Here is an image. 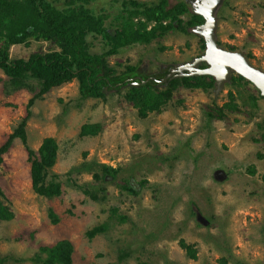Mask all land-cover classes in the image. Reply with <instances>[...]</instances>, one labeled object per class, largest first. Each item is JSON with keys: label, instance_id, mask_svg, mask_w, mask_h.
I'll use <instances>...</instances> for the list:
<instances>
[{"label": "rangeland", "instance_id": "obj_1", "mask_svg": "<svg viewBox=\"0 0 264 264\" xmlns=\"http://www.w3.org/2000/svg\"><path fill=\"white\" fill-rule=\"evenodd\" d=\"M130 1L90 0L86 6L114 31L135 9ZM189 8L180 16L184 22L194 12ZM216 17L219 45L243 53L264 71V0H223ZM201 38L193 28L184 32L174 24L150 42L124 45L106 59L117 72L137 65L162 79L171 68L204 54ZM87 42L92 53L110 49L96 33ZM54 49L59 47L50 41L31 38L12 45L9 53L12 59H28ZM236 75L218 94L215 88L178 85L160 111L142 117L126 99V88L105 99H83L76 79L29 108L38 83L30 82L35 91L14 87L0 70V147L31 110L26 142L14 139L0 162V198L14 213L0 220V264H34L41 245L63 239L74 245L73 264H111L122 254L120 264H264V97L253 83H232ZM85 124L101 129L84 135ZM47 137L59 146L51 174L60 175L64 193L55 198L37 194L31 182L27 146L38 150ZM85 161L115 169L114 178L99 183L105 188L99 190L105 195L100 201L75 186L94 183L92 173L73 171ZM101 224L105 230L90 239L87 231ZM182 241L193 246L196 258Z\"/></svg>", "mask_w": 264, "mask_h": 264}, {"label": "trees", "instance_id": "obj_2", "mask_svg": "<svg viewBox=\"0 0 264 264\" xmlns=\"http://www.w3.org/2000/svg\"><path fill=\"white\" fill-rule=\"evenodd\" d=\"M89 1L65 0L63 7H59L51 0H0V70L14 87H29L35 91L30 82L38 83L39 91L30 99L29 108L36 99L54 87L75 79L79 82V92L83 99L90 97L105 99L110 91H121L126 88V99L139 109L142 117L151 111H160L172 98L173 91L178 85L203 88L206 91L216 87L214 77L208 75L178 77L160 86L158 81L151 78L154 76L158 79L159 76L142 73L137 65H129L126 70L117 72L106 59V56L117 53L124 45L132 42H150L158 33L172 29L174 24L184 32L202 24L204 18L195 12H192L187 22L180 17L191 11L186 0H180L173 6H169L168 0L154 3L132 0L130 4L135 9L123 15L122 27L114 31L104 27V16H96L87 8L86 4ZM151 23H154V26L148 29ZM90 33L103 36L110 49L104 54L92 53L87 42ZM31 38L50 41L59 49L33 53L28 59H12L9 53L11 46L27 43ZM201 39L202 48L205 49V40ZM201 67L205 68L207 64L203 63ZM3 81L4 79L0 77V83ZM238 81L251 83L240 75L232 77V83ZM230 95L233 96V92H230ZM230 105L226 103L225 107ZM217 110L222 111L216 109V112ZM30 116L31 110L28 109L17 129L0 147V162L11 148L14 139L21 138L26 142V126ZM100 129V124H85L82 127V134H95ZM262 136L264 139V129ZM58 149V143L53 137L45 138L38 150L27 146L31 162L32 187L37 194L47 198L60 197L64 193L60 175L51 174V169L57 162ZM73 171L92 173L94 183L75 186L95 201L105 198V195H99V190L105 191L99 183L106 180V177L114 178L115 173L113 167L87 161ZM125 188L133 190L131 186ZM49 216L52 222H59V216L54 209H50ZM13 217L14 213L0 198V220H10ZM105 227V224L96 225L87 231V236L92 239L102 233ZM181 243L189 255L196 258L193 246L184 241ZM73 251V243L63 239L53 245H41L31 260L34 264H73ZM122 255L111 264H120Z\"/></svg>", "mask_w": 264, "mask_h": 264}, {"label": "water", "instance_id": "obj_3", "mask_svg": "<svg viewBox=\"0 0 264 264\" xmlns=\"http://www.w3.org/2000/svg\"><path fill=\"white\" fill-rule=\"evenodd\" d=\"M222 2L223 0H197L192 4L194 12L204 18L202 24L193 28V31L205 40L204 54L192 62L171 68L161 81L154 76L151 77L152 79L168 84L169 81L178 77L208 75L214 77L215 93L218 94L224 89L225 83L229 81L232 74L236 73L253 83L264 97V71L253 66L243 53L226 50L218 43L216 12ZM203 63H206L207 67L202 68Z\"/></svg>", "mask_w": 264, "mask_h": 264}, {"label": "flooded vegetation", "instance_id": "obj_4", "mask_svg": "<svg viewBox=\"0 0 264 264\" xmlns=\"http://www.w3.org/2000/svg\"><path fill=\"white\" fill-rule=\"evenodd\" d=\"M188 2L189 5H191L193 7V3L196 2L197 0H186ZM166 77V75H165ZM165 77H163L162 79H158L159 81L163 80Z\"/></svg>", "mask_w": 264, "mask_h": 264}]
</instances>
